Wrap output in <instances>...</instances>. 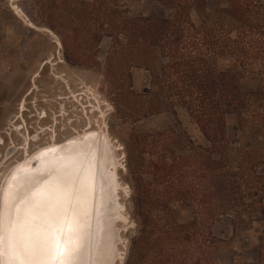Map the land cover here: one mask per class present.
<instances>
[{
	"label": "rangeland",
	"instance_id": "rangeland-1",
	"mask_svg": "<svg viewBox=\"0 0 264 264\" xmlns=\"http://www.w3.org/2000/svg\"><path fill=\"white\" fill-rule=\"evenodd\" d=\"M259 1L264 12V0ZM104 3L109 8H104ZM225 4L226 0H208L206 8L214 11ZM16 5L29 22L51 31L56 39L28 27L12 14L9 0H0L1 193L9 178L6 174L11 175L22 158L15 150H8L11 141L21 142L20 137L9 136L18 104L25 107L30 132L29 162L38 152L48 151L45 148L53 138L61 143L88 121L93 125L101 121L91 113L96 107L105 116L101 126L116 150L118 200L128 223V228L117 234L121 236L119 248H124L121 264H264V116L242 133L235 117L228 116L226 138L235 145L229 169L194 172L189 167L184 181L196 185L197 199L189 207L173 203L169 191L178 180L168 179L159 164L162 157L166 163L170 159L162 152L165 136H172L171 145L175 143L173 135L184 134L194 146L207 144L183 108L170 109L162 100L160 111H147L150 105L146 103L156 97L148 72L127 68L121 56L109 59L113 45L103 33L106 23L115 26L121 19L139 16L165 18L170 12L154 0H20ZM191 19L197 22L194 14ZM249 63L239 80L243 93L254 92L262 82L264 89V68H259L264 67V60ZM215 66L218 71H227L234 66V59L216 57ZM94 136L101 143L102 135ZM175 153L185 155L179 150ZM226 171L236 175L237 184L218 195L212 189L213 176ZM3 201L6 203L0 199L1 220ZM225 202L230 207L216 215L217 207ZM173 218L179 224L191 225L175 231Z\"/></svg>",
	"mask_w": 264,
	"mask_h": 264
},
{
	"label": "trees",
	"instance_id": "trees-1",
	"mask_svg": "<svg viewBox=\"0 0 264 264\" xmlns=\"http://www.w3.org/2000/svg\"><path fill=\"white\" fill-rule=\"evenodd\" d=\"M154 1L170 15L121 19V24L115 26L106 23L103 33L113 45L109 59L121 56L127 68L135 67L149 73L156 92L152 100L156 105L152 100L148 101L147 111H160L162 100L170 109L183 108L207 144L194 146L186 134L173 135L174 144L177 142L178 145L169 143L172 136L164 138L166 144L162 152L170 159L166 163L162 157L159 164L168 179L178 180V185L170 189L169 197L173 203L189 207L196 198V185L184 181L189 167L194 172L229 169L235 145L227 141L226 118L234 116L242 133L252 121L258 123L264 116L263 82L250 93H243L239 86L240 76L249 62L264 60V12L259 0H226L223 7L214 11L207 10L208 0ZM102 5L109 8L105 3ZM105 10L109 12V9ZM192 14L197 18L196 23L191 19ZM71 34L75 37L74 29ZM220 56L233 58L234 66L227 71H218L215 59ZM259 68L264 67L259 65ZM176 150L185 155L177 156ZM213 178L212 189L218 195L237 184L236 175L231 171ZM229 207L230 203H222L217 207L216 215ZM172 223L175 231L191 225L179 224L174 218Z\"/></svg>",
	"mask_w": 264,
	"mask_h": 264
},
{
	"label": "bare ground",
	"instance_id": "bare-ground-1",
	"mask_svg": "<svg viewBox=\"0 0 264 264\" xmlns=\"http://www.w3.org/2000/svg\"><path fill=\"white\" fill-rule=\"evenodd\" d=\"M9 1L10 11L16 18L25 21L36 32H45L56 39L51 31L37 27L25 18L16 5L20 0ZM56 45L61 46L58 41ZM24 108L18 104L10 123L13 129L9 136H18L21 142L11 141L8 150H15L22 158L17 169L11 175L6 174L9 178L4 195L0 191L3 195L0 199L6 201L2 203L5 204L4 218L0 219V263L37 264L39 260V264H60L55 250L39 257L33 254L37 237L55 235L67 244L72 253V264H121L124 248H119L121 236L117 234L123 233L128 223L118 200L116 150L101 126L104 114L100 110L97 112L95 107L91 113L98 115L101 121L96 125L88 121L82 131L72 130L74 132L61 143H56L53 138L45 148L48 151L41 155V151L38 152L29 162L30 132ZM21 128L22 132L19 131ZM36 134L38 136L39 131ZM95 134L102 135L101 143Z\"/></svg>",
	"mask_w": 264,
	"mask_h": 264
},
{
	"label": "snow or ice",
	"instance_id": "snow-or-ice-1",
	"mask_svg": "<svg viewBox=\"0 0 264 264\" xmlns=\"http://www.w3.org/2000/svg\"><path fill=\"white\" fill-rule=\"evenodd\" d=\"M69 231L71 228L69 227ZM55 250L60 264H72V253L66 243H62L55 235L37 237L33 245V254L37 257ZM39 264V260L37 261Z\"/></svg>",
	"mask_w": 264,
	"mask_h": 264
},
{
	"label": "crops",
	"instance_id": "crops-1",
	"mask_svg": "<svg viewBox=\"0 0 264 264\" xmlns=\"http://www.w3.org/2000/svg\"><path fill=\"white\" fill-rule=\"evenodd\" d=\"M0 65H1V60H0ZM2 112H1V110H0V125H1V120H2V114H1ZM220 253H222V252H220ZM217 257L219 258V255H218V253H217Z\"/></svg>",
	"mask_w": 264,
	"mask_h": 264
}]
</instances>
